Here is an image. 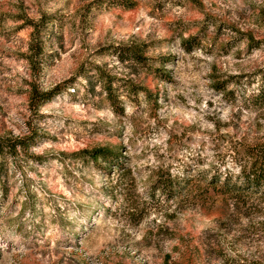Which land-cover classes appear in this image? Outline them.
<instances>
[{
  "label": "rangeland",
  "instance_id": "1",
  "mask_svg": "<svg viewBox=\"0 0 264 264\" xmlns=\"http://www.w3.org/2000/svg\"><path fill=\"white\" fill-rule=\"evenodd\" d=\"M20 137L0 264H264V191L212 186L264 159V0H0V141Z\"/></svg>",
  "mask_w": 264,
  "mask_h": 264
},
{
  "label": "trees",
  "instance_id": "2",
  "mask_svg": "<svg viewBox=\"0 0 264 264\" xmlns=\"http://www.w3.org/2000/svg\"><path fill=\"white\" fill-rule=\"evenodd\" d=\"M136 58H139V53H134ZM55 90L48 91L42 94H36V91H33L30 95L31 103L36 102H45L50 100L52 96H54ZM26 139L23 137L16 138L12 143H5L0 141V155L3 154L4 150L12 149L15 150L17 147L24 148L27 146L24 143ZM84 159L92 162L94 164H103L108 171L111 170L112 167H119V156L120 153H112L109 149L106 148H93L90 150H85L80 152ZM240 178L242 183L238 184V182H231V178L226 176L224 180L218 184V181L214 182L212 185L215 188H218L223 193H233V192H241L250 190L254 193H258L260 190L264 191V159H256L247 169H242L240 173ZM154 188L160 189L162 192L167 193L168 195H172L174 193V189L177 187L176 182L172 180L170 176L166 177V179L157 178L154 182ZM186 189L190 186L189 182L183 183ZM190 189V187H189Z\"/></svg>",
  "mask_w": 264,
  "mask_h": 264
}]
</instances>
